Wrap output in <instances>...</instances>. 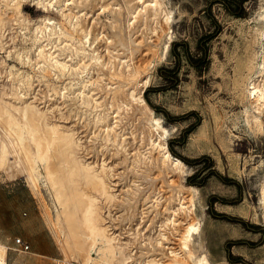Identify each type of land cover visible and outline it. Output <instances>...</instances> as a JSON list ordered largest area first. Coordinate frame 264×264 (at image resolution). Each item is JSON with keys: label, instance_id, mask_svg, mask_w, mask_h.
I'll list each match as a JSON object with an SVG mask.
<instances>
[{"label": "bare ground", "instance_id": "1", "mask_svg": "<svg viewBox=\"0 0 264 264\" xmlns=\"http://www.w3.org/2000/svg\"><path fill=\"white\" fill-rule=\"evenodd\" d=\"M22 1L0 0V28L5 25L6 19H8H5V15L17 16V20L15 19L17 22L15 24H18L19 29L24 32L21 33L22 37H20V42L22 43L14 50V58L20 64L29 66L31 68L30 70L33 71L30 74L28 71L15 69L13 65L7 66L6 63L8 62L4 63V65L6 64L8 72V74L6 73L7 81L13 86L14 99L0 98V171H4L7 178H12L16 173H20L34 189L42 186L51 194L53 202L57 203L54 205L55 217H57L56 224L59 221L65 222L67 235L74 239L73 246L68 247L71 249L69 258L79 259L82 264H132L134 261L138 264H213L208 258L207 251L203 246L201 224L196 214L199 189L192 187V185L188 186L183 184L184 176L188 171L187 167L184 162L172 156L168 151L166 139L169 132L163 125L162 118L154 114L141 96L142 90L149 85L151 77L145 64L148 61L146 57L155 55L158 47V44H154L155 42L152 41L153 36L151 34L158 37L156 36L158 32L157 29H153L149 33L145 32L143 34L139 28L145 27L147 22L149 24L157 22L159 23L160 29H162L163 24L168 25L167 28L169 29V25L172 22V12L166 8L163 0H115V8H111L112 5L110 3H104V0H102V2L97 4L96 12H103L104 10L110 11L108 12L110 13L111 19L107 26L111 34L108 36L98 29L94 31L85 19L86 16H89L87 10L91 9V6L95 5L99 0H96L95 4H93L95 0H35L43 8L46 4H57L60 9L58 10L60 11L61 21L56 23L49 18L42 17L43 19H40L32 30L29 27L30 25H27L29 24L27 20L25 21L22 16H18ZM73 8L77 9L75 14L72 12ZM137 23L143 26H135ZM258 23L259 26L256 28L257 34L247 47L259 44L264 49V42H262V39H264V23ZM25 30L29 31V47L24 44L26 39L25 35L28 34ZM139 30L143 34H141V39L136 38V35L140 33L138 32ZM97 44H103L105 53L99 51L100 49ZM0 45L2 44L0 43ZM168 48V44H163L162 58H165ZM30 52L33 53L34 60L30 58ZM256 54L254 52H245V55L237 60L234 70L236 76L234 80L235 85L242 84L241 77H243L244 72L253 73L256 69V58H258ZM135 58L137 59L136 64L134 63ZM159 59H161L160 56ZM261 59V69L258 70L255 76H249L243 82L244 86L242 90V97L245 103H247V108L244 110L246 114L245 123L255 133L264 131V121L260 119V114L264 111L262 110L264 108V54H262ZM0 62L2 63L1 59ZM93 73H96L104 81V86L100 87L101 89L103 88L102 91L104 93L99 90L100 88L98 90L110 99L108 106L106 105L108 103H100L99 99L102 97L99 98L100 96L97 97V93H94L97 90L91 86L94 85L92 82L95 81L92 78ZM65 76L75 77L74 79L77 80L76 83H72L73 81L68 83L66 81L67 83L65 82L66 84L62 86H60L61 84L58 86L57 84L55 85V80L60 79L61 82L62 77ZM34 81H50L49 84L47 83L48 86L53 95H56L62 100L60 103L62 105L65 104L66 108H68L67 113L70 112L69 114L81 119L82 123L85 121L86 124L91 125V129L93 130L91 134L94 139L93 141H89L96 143L101 150H112L111 153L114 152L116 157L118 154L121 156L122 153L123 158H125L127 148V145L125 146L124 144V134L116 131L118 128L114 127L116 118L119 117L117 114L120 112L121 107L124 106L120 101H122L121 99H125L126 107H132L133 104L139 106L137 110L141 111L142 117L140 118H142L143 122L142 129L140 130L141 140L143 141L145 138L144 149H146L147 153L149 151V153L153 154V156L148 157L149 162L146 165H150L148 163H152V159L154 160L152 167L159 171L162 183L169 187L171 191L165 199L161 195H155V193L152 196V206L150 204L151 210L159 206L158 203L162 198L165 200V207L162 210L164 211L163 227L156 230L155 225V231L151 228L152 225H148L150 229L148 226L146 229H143L145 230L143 240L146 243L143 245L144 247L140 244L146 251L144 253L139 252L142 254L138 253L139 256L141 255L139 257L140 259L135 258L133 251L127 248L128 246H126L124 241L119 239L118 236L120 234L118 236L115 235L118 231L115 233V230L112 229L114 225L111 224L113 225L111 228V225L109 226L105 222V217L102 215L103 211L101 212V200L108 204L113 202L114 199H118L115 198L116 194L113 192V184H110L111 182L109 183L108 181L111 178L110 172L112 168L106 166L110 164H105V166L99 162L101 166L95 168L91 165V161L90 163H86L87 161L84 162V160L82 161L80 159V155H77L81 147L80 140L78 137H76L77 139L75 138L69 126L65 125L64 122L56 121L57 118H55L53 113L50 116L48 115L49 112H52L50 111L51 107L47 108L49 112L42 111V109L40 110L37 107L38 105L36 103L34 104L35 101L26 99V96L30 94L29 91ZM101 81L99 82L101 83ZM96 84L99 85V83ZM76 86L77 88H74ZM134 109L136 110L135 107ZM57 110L60 113L59 109ZM135 110V114L136 112L139 113V111ZM125 112L128 111L125 110ZM206 133V124L203 123L190 136L189 145L193 146L200 138L205 137ZM137 155H140V153ZM151 157L152 159H150ZM121 160L126 162L124 159ZM124 162L121 163L124 164ZM142 162L144 163V160ZM146 165L144 169H146ZM132 166L134 165L132 164ZM130 172L131 170H129V174ZM138 176L140 175L138 174ZM138 176L135 175V177ZM116 178L118 177L116 176ZM175 179L180 180V182H175ZM81 185L88 187L89 191H83L84 188L82 189ZM126 186L130 187V185ZM117 191L115 190V193ZM137 191L139 192H137L138 194H141L144 190H141V192L137 189ZM143 193L145 194V192ZM149 193L151 194V192ZM127 194L125 193L126 196ZM132 195L129 197H132ZM139 196L142 197V195ZM129 201L121 203V208L123 211L125 210L126 215L120 216L127 219L131 216L132 218L137 217L135 210H133L136 206V201L134 198H132V203ZM147 202L150 201L148 200ZM258 203L262 208L261 218L264 220V180H262L259 187ZM108 209L111 208L108 207ZM131 209L132 215L130 214ZM143 209L139 212L140 217L146 213L145 209V213H143ZM155 209L154 211H156ZM129 210L130 213H127ZM157 211L155 213H159ZM150 213L153 214V212ZM160 215L161 213L159 217ZM154 217L152 215L151 219ZM111 219H114V217ZM141 219L143 220L144 218L142 217ZM112 222L114 223V220ZM143 225L146 224L142 223ZM60 231L62 232V230ZM152 232H154V235ZM170 236L172 238L174 237L172 240H176V247H172L169 244L170 242L168 243ZM6 250V246L0 243V264H6Z\"/></svg>", "mask_w": 264, "mask_h": 264}, {"label": "rangeland", "instance_id": "2", "mask_svg": "<svg viewBox=\"0 0 264 264\" xmlns=\"http://www.w3.org/2000/svg\"><path fill=\"white\" fill-rule=\"evenodd\" d=\"M163 1L166 8L172 12V22L169 25V29L167 28L168 25L166 24H163L162 29H160L159 23L157 22H155L156 24H149V22H147L145 27L140 23V26H138V23L135 25L137 27L143 26L139 28L143 34L145 32L149 33V31H152L153 29H157L158 32L156 35L158 37H155V35L151 34L153 36L152 41L155 42L154 44H158V47L156 49V56L151 54L152 56L149 55L146 57V60L148 61H146L145 64L147 65V69L151 77L149 85L142 90L141 96L145 103L154 112V114L162 118L163 125L169 132L166 143L167 149L172 156L177 157L170 151L168 141H174V143H172V150L181 157L187 158L190 161H194L200 157H206L210 161L208 164L205 161L193 165L184 163L188 171L183 180V184L188 186L192 185V187L199 189L198 202L196 204V214L201 224L202 243L205 250L207 251V256L210 261L213 264H264V220L261 218L262 208L258 203L259 187L262 180H264V131L255 133L251 131V129L246 125V114L244 113V110L247 108V103H245V100L242 97V90L244 86L243 82H245L249 76H255L258 73V70L261 69V57L262 54H264V49H262L259 44L251 45V47L247 46L248 44H251L250 41L253 40L257 34L256 28L259 26L258 22L264 23V0L244 1L242 3L243 15L238 17L230 14V12L225 9L223 3L221 2L222 0ZM99 2H102V0L97 1V3L95 0L93 4H96L93 5L94 7L91 6V9L87 10L89 16H86L87 18L85 17V19L87 23L91 25L94 31L98 29L110 36L111 33L109 27L107 26L111 19L109 13L110 11L104 10L105 12H96L98 7L97 4ZM103 2H108L112 5L111 8H115V0H104ZM230 6L234 7L232 4H230ZM58 9L59 7L55 3L52 5L46 4L43 8V6L37 4L35 0H23L18 16H22L25 21L27 20L29 23L27 25H30L29 27L32 30L34 25L43 18H49L56 23L61 21V15L59 11L60 9ZM63 10L67 11L66 9ZM76 10V8H73L72 12L75 14L77 12ZM5 19L7 20L5 25H7H4L0 28V43L2 44L0 45V59L2 60V63L0 62V98L14 99L13 86L9 81H7L8 72L6 64L7 66L13 65L15 69H20V71H28L30 74L33 73V71L30 70L31 68H29V66L20 64L14 58V50L18 48L20 43H22L20 42V37H22L21 33L24 32L19 29L20 27L18 24H15L17 22V16L5 15ZM216 26L219 27L218 31L210 39L205 40L202 43L203 46L201 47L199 45L201 38L211 35L215 31ZM140 30L138 32H140ZM25 32L28 34L25 35L27 40L25 39L26 42L24 41V44L29 47V31L25 30ZM141 32L136 35L137 39H141ZM262 42H264V39H262ZM181 43H184L185 47L184 45H180ZM163 44L169 45L165 58H162ZM173 44H176L175 51L178 53V62L177 58L172 53ZM97 46L100 49L99 51L104 52L103 44H97ZM185 48H187L188 54L192 59L200 61L198 66H192L189 63L184 54ZM204 50L205 53H203ZM245 52L257 53V66L253 73L244 72L243 77H241L242 84L239 83L238 85H235L234 80L236 76L234 70L236 63L240 57L245 55ZM29 55L30 58L34 60L33 53L30 52ZM159 56L161 59H159ZM4 63L6 64L4 65ZM134 63H137L136 58L134 59ZM175 66H177V82L172 87L165 88L169 82L163 80L158 75L157 70L161 67L173 69ZM97 76L98 75L96 73H93L92 78L95 81L92 82L94 85L91 86L97 90L94 92L97 93V97H102L99 99V102L102 104L108 103L106 104L108 106L110 99H108V96L105 97L103 94L104 91H102L103 88H100L101 86H104V81L100 79L99 76ZM74 78L75 77L73 76H65L62 77L61 82L60 79L55 80L56 82H54L55 85L57 84L58 86L61 84L60 86H62L67 82L71 83L73 81L72 83H76L77 80ZM99 81H101V83ZM95 82L99 83V85ZM47 83L49 84L50 81H34L31 90L29 91L30 94L26 96V99L33 100V102L35 101L34 104L36 103V105H38L37 107L40 110L42 109V111L49 112V109L47 108L51 107L50 111L52 112H49L48 115L50 116L51 113H53L55 118H57L56 121L64 122L65 125L69 126V128L73 131L75 138L78 137L80 140L79 142L81 147L79 148L77 155H80L79 157L82 161H87L86 163H90L91 161V165H93L95 168L100 167L102 163L104 165H111H105L106 167H111L113 170L110 172L111 178L116 175L119 179L115 176L113 179H108V181L109 183L111 182L110 184H113V192L116 194L115 198L118 199H114L113 202L108 204H106L107 202L101 200V212L103 211L102 215L105 217V222L109 226L111 224L114 225L115 228L113 225L110 227H113L112 229L115 230V233L118 231L115 235L118 236L120 234V236H118L119 239L124 241L126 246H128L127 248H130L133 251V254L135 255L133 256L135 258L140 259L139 257H141V255L139 256V254L142 253L139 252L144 253V251H146L143 248V245L146 243V241L144 242L143 240V233L145 232L143 229H146L148 225H152L151 228L153 230H155V225L156 230L163 227L162 224L164 219V211L162 210H164L165 207L164 199L169 196L171 191L169 187L162 183L161 176H159V171L152 167L154 165V160L152 157L150 159H152L153 164L148 163L150 165H146L147 162H149L148 157L153 156V154L149 153V151L147 153L146 149H144L145 138L143 137V141L141 140L142 137L140 135V130L142 129L141 126L143 122L142 118H140L142 117L141 111L137 110L139 109V106L131 104L132 107H126L124 102L125 99H121L122 101L118 99L120 103L122 102L124 104V106L122 105L123 107H121V110H119L120 112L117 114L119 117L116 118L114 127L118 128L116 131H120L124 134V144L125 146L127 145L126 147L128 148L127 149L125 147L127 157L125 160L126 157L123 158L124 156L122 153L121 156L118 154L119 157H116L114 152L111 153L112 150H101L96 145V143H91L94 139L93 135L91 134L93 131L91 129V125H88L85 121H83L85 123L84 125L81 119L69 114L70 112L67 113L68 108H66L65 104H63L65 106L64 108V106L60 103L62 100H60L56 95H53ZM74 88H77V86ZM98 89L103 93H101ZM4 93L5 95H8L5 96ZM152 106L162 109L168 114V116L172 118L181 116H184V118L168 121L165 118L163 112L155 111ZM57 109H59L60 113ZM125 110L128 112H125ZM134 110L139 111V113L136 112L135 114ZM262 110H264V108H262ZM250 111H252V109H250ZM260 119L264 121V111H262V114H260ZM203 123L206 124L207 133L205 137L200 138L198 142H196L193 146H190V136L194 134L198 127ZM191 126L192 128L190 131L182 138L183 132ZM180 141L181 143L178 144ZM140 150H142L143 153H141L142 151ZM135 152L137 153L135 154ZM139 153L140 155H137ZM121 159H124L126 162ZM143 160L144 163L142 162ZM121 162H124V164ZM131 163L134 166L136 165L135 168ZM144 164L146 165V169H144ZM115 165L118 166L116 167ZM139 168H141L140 171ZM126 169L131 170L130 174L129 170L127 171ZM143 169L147 173H145ZM147 169L148 171H146ZM202 169L204 170L202 171ZM210 172L213 174L209 175L208 173ZM134 174L136 176L139 174L140 176L135 177ZM159 177L160 179H158ZM189 178H193L192 181L196 184H188L187 180ZM220 178L226 181H232V183H223ZM150 182H153L152 185ZM175 182H180V180L175 179ZM126 185H130V187ZM81 188H84L83 191L85 192L89 191L88 187L84 185H81ZM119 188L124 190V192H122V190ZM33 189L34 188L20 173H16L12 178H7L4 171H0V191H4V193L0 195V208L4 207L17 210L20 214V222L18 221L14 224L20 226L25 232H29L31 229L29 222L31 219H33L32 223L35 226H37V223L45 225V227H47L49 230L50 237L53 239L56 246L55 253L58 256V261L56 264H82L79 259L69 258L71 249L68 247L73 246L74 239L67 235V226L65 222L59 221V223H57L58 225L56 224L57 217H55L56 215L54 212V205L56 202H53L51 194L42 186L37 187V189ZM137 189L139 191L144 190L143 192H145V194L142 191L141 194H138L139 192ZM163 189L166 190L164 191ZM115 190L117 191L116 193ZM149 192H151V194ZM125 193H128L127 196ZM135 193L136 196L134 197ZM154 193L155 195H161L164 199L162 198L159 201V206H157L156 209L152 208L151 210L150 204L152 206L151 200ZM118 195L119 197H117ZM131 195L132 197H129ZM139 195H142V197ZM132 198H134L136 201V206H139L134 207L138 208L139 210L133 208L137 217L132 218L131 216L129 219L121 217L120 215H126L125 210L123 211L121 208V203H124L128 200H130L132 203ZM145 198L150 202H147L148 200ZM119 199H121V202ZM115 200L117 201L115 202ZM162 200H164V203ZM144 201L145 203H143ZM117 202L120 205H118ZM209 203H211V207H209ZM108 207L111 209H108ZM142 208L145 209L146 213L143 209V213H145V215L142 214L140 217L139 212ZM154 209L156 211L158 210L157 212L159 213H155L156 211H154ZM150 212H153V214ZM127 213H130V210ZM147 213L148 215H146ZM160 213L161 215L159 217ZM34 214L39 215L36 217L38 222L35 221L36 218ZM130 214L132 215V209ZM152 215L156 218L154 217L151 219ZM213 215L225 216L227 218H214ZM113 217L114 219H111ZM142 217L144 218L143 220L141 219ZM111 220H114V223ZM140 221L146 225L142 226ZM108 222L111 223L109 224ZM249 228H253L256 231H251ZM36 229H38V227H36ZM60 230H62V232ZM166 232L168 231L166 230ZM153 233L154 232H152V234ZM172 239H174V237L172 238L170 236L168 243L170 242V246L176 247L177 242L176 240ZM153 252L155 253V251ZM133 263L138 264L135 261L132 262V264Z\"/></svg>", "mask_w": 264, "mask_h": 264}, {"label": "crops", "instance_id": "3", "mask_svg": "<svg viewBox=\"0 0 264 264\" xmlns=\"http://www.w3.org/2000/svg\"><path fill=\"white\" fill-rule=\"evenodd\" d=\"M5 190V189H1ZM4 191H0L2 195ZM20 214L15 209L0 208V243L6 246V264H56L58 256L55 253L56 246L50 237L49 230L41 223L35 226L29 220L31 229L25 232L15 222H20ZM35 218L39 216L34 214ZM38 222V219H35ZM38 227V229H36ZM20 239L22 244L28 248L15 243V239Z\"/></svg>", "mask_w": 264, "mask_h": 264}, {"label": "trees", "instance_id": "4", "mask_svg": "<svg viewBox=\"0 0 264 264\" xmlns=\"http://www.w3.org/2000/svg\"><path fill=\"white\" fill-rule=\"evenodd\" d=\"M246 1V0H222L221 2L223 3L225 9L230 12V14L234 15V16H242L243 15V7H242V3ZM230 4L234 5V7H231ZM218 26H216L215 28V31L211 34V35H207V36H204L201 38L200 42H199V45L202 47V43L205 41V40H208L210 39L212 36H214V34L218 31ZM180 45H184L185 47V44L184 43H181ZM175 46L176 44H173L172 45V53L174 54V56L177 58V62H178V53L175 51ZM203 53H205V50L203 51ZM184 54L187 58V60L189 61V63L192 65V66H198L200 64V61H196L194 59H192L189 54H188V51H187V48L184 49ZM158 72V75L163 79L165 80L166 82H169L168 85L165 86V88H169V87H172L176 82H177V66H175L173 69H169V68H165V67H161L157 70ZM152 108L155 110V111H160V112H163L164 113V116L165 118L168 120V121H173V120H178V119H182L184 118V116H181V117H175V118H172L170 116H168V114L163 111L162 109H159L157 107H153ZM191 114V113H190ZM192 128L189 127L188 129H186L183 134H182V138L184 137V135L186 133H188L190 131V129ZM181 138V139H182ZM172 143H174V141H168V145H169V149L170 151L172 152L173 155L179 157L184 163L188 164V165H193V164H197V163H200V162H207V164L210 162L208 158L206 157H200L194 161H190L188 160L187 158H184V157H181L179 155H177L173 150H172ZM181 141L178 143L180 144ZM206 168V167H204ZM204 169H202L203 171ZM209 175L210 174H213L212 172L208 173ZM207 174V176H208ZM205 176V177H207ZM193 178H189L187 180V183L188 184H196L194 183L193 181ZM223 183H226V184H231L232 181H226L224 179H221ZM235 184V183H233ZM200 185V184H198ZM209 207H211V203H209ZM214 218H227L225 216H218V215H213ZM231 220V219H229ZM249 230L251 231H256L254 230L253 228H249Z\"/></svg>", "mask_w": 264, "mask_h": 264}, {"label": "built area", "instance_id": "5", "mask_svg": "<svg viewBox=\"0 0 264 264\" xmlns=\"http://www.w3.org/2000/svg\"><path fill=\"white\" fill-rule=\"evenodd\" d=\"M15 243L21 245L23 250H26L28 248V246L26 244H22L20 239L18 238L15 239Z\"/></svg>", "mask_w": 264, "mask_h": 264}]
</instances>
